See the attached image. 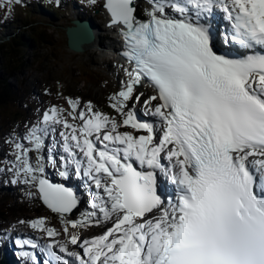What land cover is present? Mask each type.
<instances>
[{
    "label": "snow or ice",
    "instance_id": "snow-or-ice-1",
    "mask_svg": "<svg viewBox=\"0 0 264 264\" xmlns=\"http://www.w3.org/2000/svg\"><path fill=\"white\" fill-rule=\"evenodd\" d=\"M145 2L102 5L126 61L113 114L67 97L5 139L0 176L61 225L17 221L43 234L16 239L25 264H264V0Z\"/></svg>",
    "mask_w": 264,
    "mask_h": 264
},
{
    "label": "rangeland",
    "instance_id": "rangeland-1",
    "mask_svg": "<svg viewBox=\"0 0 264 264\" xmlns=\"http://www.w3.org/2000/svg\"><path fill=\"white\" fill-rule=\"evenodd\" d=\"M46 1L23 0V3L15 4L11 13H6L2 26L4 31L0 33V75L2 79L10 78L11 86L17 91V99L0 105V160L10 151L9 145L5 143L10 131L17 128L23 130L24 125L34 123L38 113L50 105L67 109V97L92 101L98 109L113 114L108 97L118 90V76L112 75L111 65L103 69L96 63L99 56L97 54L90 55V51L80 54L69 52L65 33V26L76 18L78 11L82 12L80 16L92 19L106 28L103 24L104 0H98L96 6H91L88 0H82L85 3L83 7H76V0H61L59 6L55 0H50L51 4ZM138 12L142 14L140 10ZM100 32L113 35L109 29ZM16 34L30 40L31 45L13 54L9 46L11 38ZM104 40L108 41L107 38ZM15 65L19 67L13 68ZM6 66L11 70L6 71ZM127 129L131 130L130 127L125 130ZM5 186L14 189L18 185L7 183ZM1 187L2 185L0 189ZM22 190L24 191L15 193V197L10 200L12 203L29 205L34 210L15 211L0 216V231H3L5 224L11 222L14 224L11 229L22 231L29 225L23 226L17 221L32 215L46 217L49 226L61 230L58 217L38 199H27L23 187ZM8 201L0 197V206ZM74 215L78 218L79 212Z\"/></svg>",
    "mask_w": 264,
    "mask_h": 264
},
{
    "label": "trees",
    "instance_id": "trees-1",
    "mask_svg": "<svg viewBox=\"0 0 264 264\" xmlns=\"http://www.w3.org/2000/svg\"><path fill=\"white\" fill-rule=\"evenodd\" d=\"M46 2L51 4L50 0H47ZM6 13H7L6 9H0V30L2 29V23L5 22ZM11 41L12 42L10 43L9 48L13 54L22 51L23 47L25 46H30V40L22 37L21 35L16 34L11 38ZM18 67L19 65L13 66V68H18ZM5 69L6 71L11 70V68L8 66H6ZM9 79L10 78L2 79L0 75V105L7 104L9 102H15L17 99L16 97L17 91H15V89L11 86ZM1 177L3 182L6 181V177L4 176ZM0 196L2 199L9 200L8 203H5L2 206H0V216H4L7 213L15 212V211L33 210L31 206L26 205L24 203H20V204L17 202L12 203L10 199H13V197H15V190L9 188L8 186H5L0 191ZM0 263L5 264L2 263V261H0Z\"/></svg>",
    "mask_w": 264,
    "mask_h": 264
},
{
    "label": "bare ground",
    "instance_id": "bare-ground-1",
    "mask_svg": "<svg viewBox=\"0 0 264 264\" xmlns=\"http://www.w3.org/2000/svg\"><path fill=\"white\" fill-rule=\"evenodd\" d=\"M137 3L140 5V7H141V9H143V8H146V7H149V5L145 2V0H137ZM140 12H141V10H140ZM81 11H79V14H77L76 15V18H74V19H77V18H79V19H85L86 20V18H82L80 15H81ZM142 13V12H141ZM74 19H71V23L69 24V25H71L72 24V21L74 20ZM61 20V19H60ZM62 20H63V18H62ZM3 24L4 23H2V26H3ZM69 25H67V26H69ZM67 26H65V27H67ZM93 29H95V35H96V40H95V42H94V46L95 45H97L99 48L100 47H103V48H105V49H113V48H115L118 44H119V42H118V39L116 38V36H114V37H110V34H108V32L107 33H102V32H100V30H106L107 31V29L106 28H102V26L100 25V24H98L97 22H95L94 20H93ZM109 31H111L113 34H115L116 33V30L114 29V28H110L109 29ZM105 38H107L108 39V41L106 42L104 39ZM94 46H86L85 47V49H84V51L83 52H81V53H85V52H88V51H90V54L91 55H93V53H95V50H96V48H94ZM76 53H78V52H76ZM78 54H80V53H78ZM51 168H48L47 169V175H48V177H50L52 180H54L55 178H54V176H52L53 174H52V170H50ZM54 171V170H53ZM74 179L75 180H77V182H74ZM70 181H72L73 182V184L76 186V187H78L79 189H78V191H79V193H83V196H82V202H81V204L82 205H84V206H82V207H80L79 208V211H83L87 206H85V204H86V197H88V194H87V192H86V190H85V188H84V185H83V183L79 180L78 181V179H76V178H74V177H72L71 179H69ZM5 186L3 185L2 187H1V189H0V191L4 188ZM78 214V213H77ZM33 219V218H37L36 216H28V217H26L25 216V218H22V220H29V219ZM21 225H26V224H21ZM3 239H6V236H5V232H4V230L2 231V232H0V240H3ZM4 242V241H3ZM0 251L1 252H3V254H2V256H1V260L0 261H2V263H5V264H10V263H12V257L10 256V255H7L6 254V251H5V248H4V244H1L0 245ZM1 264V263H0ZM17 264H25V262H23V261H17Z\"/></svg>",
    "mask_w": 264,
    "mask_h": 264
},
{
    "label": "water",
    "instance_id": "water-1",
    "mask_svg": "<svg viewBox=\"0 0 264 264\" xmlns=\"http://www.w3.org/2000/svg\"><path fill=\"white\" fill-rule=\"evenodd\" d=\"M137 15L140 16L139 12ZM65 33L69 49L75 52H83L86 46L93 45L96 40L92 19L73 20L72 24L65 28Z\"/></svg>",
    "mask_w": 264,
    "mask_h": 264
}]
</instances>
